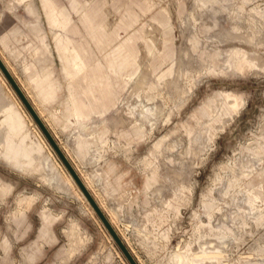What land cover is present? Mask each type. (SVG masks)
Here are the masks:
<instances>
[{
	"label": "rangeland",
	"instance_id": "obj_1",
	"mask_svg": "<svg viewBox=\"0 0 264 264\" xmlns=\"http://www.w3.org/2000/svg\"><path fill=\"white\" fill-rule=\"evenodd\" d=\"M6 1L3 57L28 88L34 33L19 18H37L61 84L40 118L136 262L264 264V0H55L88 60L126 36L134 48L103 112L76 120L60 117L68 79L39 0L32 14L3 13ZM87 2L114 30L100 47L78 19ZM7 86L0 77V264H130Z\"/></svg>",
	"mask_w": 264,
	"mask_h": 264
},
{
	"label": "crops",
	"instance_id": "obj_2",
	"mask_svg": "<svg viewBox=\"0 0 264 264\" xmlns=\"http://www.w3.org/2000/svg\"><path fill=\"white\" fill-rule=\"evenodd\" d=\"M39 3L48 21L47 26L51 32L53 47L58 54L62 69L68 79L66 86L64 84L65 89H68V94L66 104L62 103L61 120L79 117L88 119L95 112H103L105 105L111 100L112 82L110 78L112 76H121L128 69L135 67L133 66L135 61L134 48L128 43L130 36H126L115 46L105 51L103 53L104 62H99L95 58L88 60L87 57L90 54L87 48L82 43L78 44L77 38H74L70 34V31H75L76 26L71 25L63 8L59 7L55 0H39ZM17 4H21L28 13L32 14L35 12L31 0H7L4 3V10L2 12H13L14 6ZM97 16L98 6L92 3L88 4V2L78 12V19L82 25L84 34L88 35V38L93 40L96 46L100 47L111 41L114 36V30H105L103 22ZM19 19L34 33L33 38L28 39L25 43L28 52L34 58L32 61L23 63L21 68L22 72L25 73L28 88H25L24 84L20 81L19 84L42 117L40 103L54 99L61 86L53 74L52 68L45 63L48 54H50L47 49L49 47L52 48V45H49L43 37L37 18L33 21ZM15 33L18 34L20 31L15 28L10 29V35H14ZM41 42L44 47L40 46ZM10 50L7 33L0 28V56L13 74L2 54L3 51L9 52ZM33 99L40 108L35 105ZM50 114L55 116L53 112H50ZM61 146L63 147L62 144Z\"/></svg>",
	"mask_w": 264,
	"mask_h": 264
},
{
	"label": "water",
	"instance_id": "obj_3",
	"mask_svg": "<svg viewBox=\"0 0 264 264\" xmlns=\"http://www.w3.org/2000/svg\"><path fill=\"white\" fill-rule=\"evenodd\" d=\"M0 70L7 79V81L9 82V84L11 85V87L13 88V90L15 91V93L17 94V96L19 97V99L21 100L22 104L25 106L27 111L30 113V115L32 116V118L34 119L40 130L42 131L43 135L45 136V138L47 139V141L55 151L60 161L63 163L67 171L70 173V175L72 176V178L74 179V181L76 182V184L78 185V187L80 188V190L82 191V193L84 194V196L86 197L92 208L94 209L95 213L99 217L104 227L107 229V231L109 232V234L111 235L117 246L120 248V250L126 257L128 262L130 264H138L135 258L133 257V255L130 253L127 246L125 245V243L123 242L122 238L118 235V233L116 232L110 221L108 220L107 216L105 215L99 204L92 196L91 192L84 184L80 175L75 170L72 163L69 161L68 157L62 150V148L59 146L58 142L56 141V139L54 138V136L52 135V133L50 132L44 121L40 118V116L36 112L32 103L30 102V100L28 99V97L26 96V94L24 93V91L22 90V88L20 87V85L18 84V82L16 81V79L14 78V76L6 66V64L4 63V61L1 59V57H0Z\"/></svg>",
	"mask_w": 264,
	"mask_h": 264
},
{
	"label": "bare ground",
	"instance_id": "obj_4",
	"mask_svg": "<svg viewBox=\"0 0 264 264\" xmlns=\"http://www.w3.org/2000/svg\"><path fill=\"white\" fill-rule=\"evenodd\" d=\"M1 57V56H0ZM2 59V58H1ZM3 60V59H2ZM9 69V68H8ZM1 71V70H0ZM11 72V71H10ZM3 73H1L0 72V77L4 80V81H6L5 80V76L3 77V75H2ZM9 83V82H8ZM7 84V83H6ZM11 86V85H10ZM8 87V86H7ZM9 89H11L12 91H14L13 90V88L11 87H8ZM7 88V89H8ZM15 92V91H14ZM11 94H13V93H11ZM16 94V93H15ZM17 95V94H16ZM13 96V95H12ZM18 97V96H17ZM15 98V97H14ZM19 98V97H18ZM20 100V99H19ZM20 102H21V100H20ZM19 103V102H18ZM22 103V102H21ZM20 104V103H19ZM33 105V104H32ZM34 107V106H33ZM35 108V107H34ZM27 110V109H26ZM36 110V109H35ZM25 112V111H24ZM36 112H37V110H36ZM29 113V112H28ZM38 113V112H37ZM25 114H26V112H25ZM30 114V113H29ZM38 115H39V113H38ZM26 116H28V115H26ZM40 116V115H39ZM30 117H31V119L33 120V122L35 123V125H36V127L38 128V130L41 132H39V134H40V136H41V139L43 140V142H44V144L46 145V148H47V151H48V158L50 159V160H53L56 164H58L59 166L58 167H60L61 168V170L64 172V174L66 175V177H67V181H69V183L71 184V186L73 187V189L75 190V192L77 193V195L81 198V199H83L84 200V202H85V204H86V206H87V208L89 209V211L91 212V213H93V214H95L96 216H97V214L95 213V211H94V209L92 208V206L90 205V203L88 202V200L86 199V197L84 196V194L82 193V191L80 190V188L78 187V185L76 184V182L74 181V179L72 178V176L70 175V173L67 171V169L65 168V166L63 165V163L60 161V159L58 158V156L56 155V153H55V151L52 149V147H51V145L49 144V142L47 141V139H45V137H44V135H43V133H42V131L40 130V128L38 127V125L36 124V122L34 121V119L32 118V116L30 115ZM41 117V116H40ZM42 118V117H41ZM31 119L29 118V120L31 121ZM49 129V128H48ZM52 133V132H51ZM43 135V136H42ZM44 137V138H43ZM47 141V143L49 144V146L51 147H49L48 146V144L46 143V141ZM57 141V140H56ZM58 142V141H57ZM58 144H59V146H61V144L58 142ZM62 147V146H61ZM64 148H65V146H64ZM53 151H52V150ZM66 150V149H65ZM55 153V155L57 156H55L54 155V153ZM68 153V152H67ZM68 155V154H67ZM59 159V161H58V159ZM62 163V165L64 166V168H63V166L61 165V163ZM43 164V163H42ZM74 167H75V165H74ZM76 168V167H75ZM78 173H79V175H80V177H81V179L83 180V182H84V184L90 189L91 188V186H92V183L89 181V179H87V177H85L81 172H79V169H78ZM37 174V173H36ZM40 176H42V174H40ZM43 178H45L44 177V175H43ZM48 184V183H47ZM94 185V184H93ZM97 203L99 204V206L100 207H103L101 204H100V202H98L97 201ZM97 218L99 219V217L97 216ZM108 218V220L111 222V219L109 218V217H107ZM100 220V219H99ZM113 220V219H112ZM70 231H68V233H69ZM72 233V232H71ZM70 233V234H71ZM109 234V233H108ZM72 235H73V233H72ZM77 235V234H76ZM110 235V234H109ZM111 236V235H110ZM75 237V236H74ZM112 238V237H111ZM78 239V238H77ZM113 239V238H112Z\"/></svg>",
	"mask_w": 264,
	"mask_h": 264
}]
</instances>
